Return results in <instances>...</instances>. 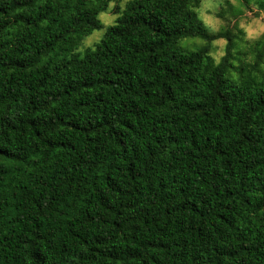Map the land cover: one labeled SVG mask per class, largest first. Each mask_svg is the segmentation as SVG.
I'll return each mask as SVG.
<instances>
[{"label": "trees", "instance_id": "trees-1", "mask_svg": "<svg viewBox=\"0 0 264 264\" xmlns=\"http://www.w3.org/2000/svg\"><path fill=\"white\" fill-rule=\"evenodd\" d=\"M113 1L0 0V264H264V35Z\"/></svg>", "mask_w": 264, "mask_h": 264}, {"label": "rangeland", "instance_id": "rangeland-1", "mask_svg": "<svg viewBox=\"0 0 264 264\" xmlns=\"http://www.w3.org/2000/svg\"><path fill=\"white\" fill-rule=\"evenodd\" d=\"M126 1H113L106 11L99 14L103 28L94 30L84 38L75 51L77 56H82L86 48L93 47L102 39L107 27L116 21L118 14L114 12L115 8L117 6L124 8ZM197 14L210 32L215 33L229 28L241 37L235 47L238 58L245 57L243 52L246 50V40L253 42L264 35V7L259 0H202L197 8ZM206 44L201 38H188L180 42V46L190 49H198ZM226 45V38H218L209 44V52L216 61H220L225 54ZM248 58H252L251 54ZM238 62L239 60L236 59L235 63Z\"/></svg>", "mask_w": 264, "mask_h": 264}]
</instances>
